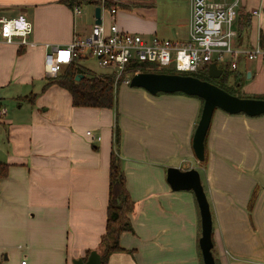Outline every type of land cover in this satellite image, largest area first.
Masks as SVG:
<instances>
[{
    "label": "crops",
    "instance_id": "1",
    "mask_svg": "<svg viewBox=\"0 0 264 264\" xmlns=\"http://www.w3.org/2000/svg\"><path fill=\"white\" fill-rule=\"evenodd\" d=\"M191 1L122 0L115 15L104 8L101 16L107 27L116 23L148 40L161 34L169 38L163 40L186 43ZM162 7L169 15L163 23ZM74 10L62 0H0V19L26 14L33 24L30 39L41 45L65 47L88 35L85 26H94L95 13L84 14L79 27L80 14ZM234 30V46L264 47V0H239ZM46 53L44 46H21L18 38L0 40V92L13 91L11 98L0 95V108L7 109L0 118V264H74L86 261L92 251L100 253L113 152L120 157L135 206L133 232L120 238L126 251L111 255L108 264H204L197 200L191 191L183 196L172 190L167 181L171 167L205 173L216 264H264V115L216 110L202 165L193 150L202 114L199 99L147 96L123 101L119 111L75 107L66 89L49 85ZM82 59L78 64L91 71ZM248 63L241 60L238 70L247 80L243 91L264 96V81L256 82V77L264 80L262 63L251 62L255 74ZM57 87L68 99L58 103L47 96ZM87 131L101 140H90ZM181 196L190 202L191 220L177 202Z\"/></svg>",
    "mask_w": 264,
    "mask_h": 264
},
{
    "label": "built area",
    "instance_id": "2",
    "mask_svg": "<svg viewBox=\"0 0 264 264\" xmlns=\"http://www.w3.org/2000/svg\"><path fill=\"white\" fill-rule=\"evenodd\" d=\"M107 2L119 6L122 0H102L101 8ZM239 0L233 3L212 0L191 1V25L189 40L186 43L153 38L151 40L139 34L124 32L116 23L106 26L102 16L100 25L94 24L92 32L84 38H75L68 46L62 47L40 43L30 39L33 24L26 14L0 19V40L18 38L21 46L47 49L45 70L50 77H57L65 66L79 58H95L100 68L114 76L115 82L129 85L133 76L141 73L135 65L151 66L150 71H170L174 74H197L201 66L215 62L228 61L232 71H238L241 60L259 61L264 68V47L257 45L251 49L234 46L237 32L234 22L238 16ZM75 14H81V8L75 7ZM116 8L110 14L115 15ZM255 16L260 11H254ZM7 114L6 108H0V118ZM86 135L90 140H101L92 131ZM1 149V142H0ZM22 264H26L23 262Z\"/></svg>",
    "mask_w": 264,
    "mask_h": 264
},
{
    "label": "water",
    "instance_id": "3",
    "mask_svg": "<svg viewBox=\"0 0 264 264\" xmlns=\"http://www.w3.org/2000/svg\"><path fill=\"white\" fill-rule=\"evenodd\" d=\"M102 8L95 9V23H102ZM223 69L213 62L209 65L208 75L211 79H219ZM251 73L248 74L250 78ZM84 75H78L80 81ZM131 87L142 88L151 95L182 93L190 97L203 100L204 105L198 126L193 137V150L199 162L206 157V138L209 133L214 113L217 109L230 115L244 114L249 117L264 115V99L241 98L232 95L211 82L201 80L191 75H180L157 72H141L133 76L129 84ZM167 181L173 191H191L197 200L201 222L202 236L200 248L204 264H216L213 255V218L210 204L204 190L200 172L196 169L181 170L171 167L167 172ZM74 264H102V256L92 251L86 261L77 259Z\"/></svg>",
    "mask_w": 264,
    "mask_h": 264
},
{
    "label": "trees",
    "instance_id": "4",
    "mask_svg": "<svg viewBox=\"0 0 264 264\" xmlns=\"http://www.w3.org/2000/svg\"><path fill=\"white\" fill-rule=\"evenodd\" d=\"M62 3L66 4L69 8L73 9L76 6L83 4L93 5L96 7L102 6V0H62ZM117 5L112 2H107L105 7L112 9ZM264 44V41H263ZM76 59L64 73H61L54 79L49 80V85H57L61 88L66 89L72 96L73 105L75 107H88V108H106L115 109L117 104V91L119 90L121 83H116L114 76L106 74L103 76H97L92 74L91 71L82 67L78 64L80 60ZM151 66L142 64L135 65L134 68L140 72H159V73H170L171 71H150ZM207 74L200 76L192 74L193 76L213 83L221 89L229 92L232 95H236L231 92V86L233 85L243 89L245 83L243 75L236 71L233 76V82L230 83L232 78L229 73L225 72L219 79H211L208 75L209 64L204 66ZM78 75H84L79 82L76 81ZM162 94V93H160ZM241 97L240 95H237ZM197 98V97H195ZM242 98V97H241ZM247 98H253L247 96ZM203 102L202 99L197 98ZM262 99V98H260ZM208 138V135H207ZM206 138V144H207ZM115 144H120V131L116 130ZM207 158L205 159V161ZM3 168L0 166V179L4 174ZM254 200V194H253ZM134 201L126 186V178L121 165L120 157L117 153L113 152L110 164V189H109V204H108V217H107V228L106 233L101 240L100 253L102 256V264H108L109 258L114 253L125 252L126 250L121 247L120 238L123 233L133 232L132 223L130 220V214L134 211ZM252 207V201H251Z\"/></svg>",
    "mask_w": 264,
    "mask_h": 264
},
{
    "label": "rangeland",
    "instance_id": "5",
    "mask_svg": "<svg viewBox=\"0 0 264 264\" xmlns=\"http://www.w3.org/2000/svg\"><path fill=\"white\" fill-rule=\"evenodd\" d=\"M165 1H168V0H165ZM162 2L164 3V0H162ZM130 9H133V8L131 7ZM81 11H82V14H80L79 16H77L79 27L83 26L81 23L84 22L83 21L84 14H86V13H90V14L95 13V8L92 5L83 4V5H81ZM108 11H109V9H105L104 10L105 13H107ZM159 12H160V15H161L160 22L163 23L162 19L168 17L169 15H168V13H166V11H164V7H162L159 10ZM113 19H114V17L113 18L111 17V20L112 21H113ZM170 23H172V22H170ZM85 27L87 28V34H88L87 36H89L91 34V32H92L93 26H87L86 25ZM130 33H132V32H130ZM132 34H134V33H132ZM157 37L160 38V39H169V38H166L165 36L163 37V35H161V34L158 35ZM251 62L252 61H249L248 66L250 68H252V71L255 74L256 67ZM81 63L85 67L89 68L91 70V73H93V74L95 73V74L98 75V73H105L106 72V70H104L103 68H100L97 65L95 58H85L84 57L81 60ZM219 65L221 66V68L225 72L229 73V75L233 78V76H234V74L236 72H233L231 70V67H230V64H229L228 61L225 62V63L220 62ZM65 71H66V69H64L62 73H64ZM166 71H168V70H166ZM170 71L173 72V73H175L173 71V69H170ZM205 74H207V72L204 69V67L201 66V70L198 72V75L204 76ZM54 78H56V77H51V79H54ZM232 78L230 79V83L233 82V79ZM256 78H257L256 82H258V83L264 81L262 77L261 78L256 77ZM243 81L245 83V81H247L246 78L243 79ZM231 88H232V90H230V91L233 92V93H235L236 96L237 95H240L242 98H247V96H250V97H253V98H262V99H264V96L248 95L247 93H245L243 91V89H241L240 87H237V86L233 85V83H232ZM12 93H13L12 90L6 89V90L0 92V95L3 96V97H9V98H11L13 96ZM166 95H170V96L180 95V96H183L185 98H195V97H187L185 94H182V93H175V94H164L163 93V94H158V95H151L146 90H144L142 88L131 87L130 85L123 87V85H121L120 88H119V90L117 91V104H116L115 108L118 109V111H119L121 109V107H119V105L121 106V103L123 101L124 102H134V101L140 102V101H145L146 100L145 98L147 96H149L150 98H155L156 96L162 97V96H166ZM47 96L52 101H57L58 103L63 102L65 99H68V93L65 90H63L61 88H58V87L55 88L54 91H52V93L50 95H47ZM195 99L197 100V98H195ZM199 101H201V100H199ZM203 105H204V103H202V101H201V108L202 109H203ZM219 110L220 109H217L216 112H218ZM91 129L93 130V127H91ZM204 163H205V161L202 162V163L200 162V164H202V165ZM177 164H179V161H177ZM182 166H185V165L183 164ZM200 175H201V178H202L201 180H202L203 185L205 186V188H207L205 173L202 171ZM206 191L208 193V190H206ZM177 193L178 194H181L183 196H185L187 194H191L189 191H185V192L178 191ZM183 196H181L177 200V202L180 204V207L183 209V211L185 212V214H187V216H189L187 218H189V220H191V214H190L191 211L189 210L190 202L187 200L186 197L183 198ZM189 220H187L188 226L190 225V221Z\"/></svg>",
    "mask_w": 264,
    "mask_h": 264
}]
</instances>
